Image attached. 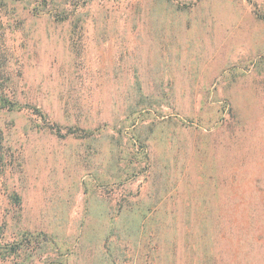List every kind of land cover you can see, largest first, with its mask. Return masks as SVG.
<instances>
[{
	"label": "rangeland",
	"instance_id": "1",
	"mask_svg": "<svg viewBox=\"0 0 264 264\" xmlns=\"http://www.w3.org/2000/svg\"><path fill=\"white\" fill-rule=\"evenodd\" d=\"M1 92L0 264H264V0H0Z\"/></svg>",
	"mask_w": 264,
	"mask_h": 264
},
{
	"label": "trees",
	"instance_id": "2",
	"mask_svg": "<svg viewBox=\"0 0 264 264\" xmlns=\"http://www.w3.org/2000/svg\"><path fill=\"white\" fill-rule=\"evenodd\" d=\"M10 104L9 108L10 110H14L15 108L16 109H20L21 107H16L17 106V103H15L14 101H12L7 95L5 92H1L0 93V109L4 108L7 106V104ZM254 224V222H253ZM21 247V246H20ZM19 246H13V245H10V246H5V245H1L0 244V260H7L8 257L14 255V254H18L19 253ZM176 254V253H174ZM212 256V255H211ZM210 256V253H205V255L202 257L204 258V261L202 262L201 258L199 259L198 263L199 264H212V260ZM211 257V258H210ZM173 264H177L175 262H173ZM179 264V263H178Z\"/></svg>",
	"mask_w": 264,
	"mask_h": 264
}]
</instances>
